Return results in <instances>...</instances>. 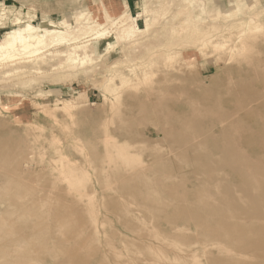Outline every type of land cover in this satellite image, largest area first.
Segmentation results:
<instances>
[{
  "label": "rangeland",
  "instance_id": "1",
  "mask_svg": "<svg viewBox=\"0 0 264 264\" xmlns=\"http://www.w3.org/2000/svg\"><path fill=\"white\" fill-rule=\"evenodd\" d=\"M124 1L0 0L90 43L0 61V264H264V0Z\"/></svg>",
  "mask_w": 264,
  "mask_h": 264
},
{
  "label": "bare ground",
  "instance_id": "2",
  "mask_svg": "<svg viewBox=\"0 0 264 264\" xmlns=\"http://www.w3.org/2000/svg\"><path fill=\"white\" fill-rule=\"evenodd\" d=\"M11 5V4H10ZM125 9L123 11L116 10L114 16L112 14H108L105 10L102 14H96L93 20L94 23H98L100 26V22L102 19L108 21L109 31L106 32V29H97L92 35L93 38L101 37L105 33H111V37L116 38L117 40H122L125 37L130 36L133 33L139 32L141 30H145L149 22L145 18L144 26L139 27L136 23V17L142 15V12H139L137 16L131 15L127 9L125 4ZM263 8V7H262ZM16 11V12H15ZM20 8L17 10L9 9L4 6L2 2H0V24L3 21L9 19L10 15H13L12 25L13 27L6 30L0 39V61L1 60H15L18 59L21 55L27 56H36L33 60H39L41 62H45L43 55H40L45 50L54 48L53 51L48 52L53 56L63 57L62 63L60 65L77 67L78 65H83L87 60V51L90 48V43H87V40H84L88 35L86 31L87 19L82 18V13L75 15L74 18L68 20L66 18L60 19L57 22H54L51 19H42L40 24H35L32 20L35 17L34 13H30L29 11H23ZM249 15V14H248ZM81 20V21H80ZM242 21L247 23H252V28L260 27V24L255 23V18L252 16L246 17ZM65 45L67 49L62 51H55L58 49L56 47ZM107 45L111 46L108 42ZM93 46V45H92ZM64 47V46H63ZM93 48V47H92ZM61 49V48H60ZM65 49V48H62ZM47 52V51H46ZM83 55L81 56V54ZM52 59V58H51ZM260 59V58H259ZM78 64V65H75ZM36 65V64H35ZM70 67V68H71ZM21 68V67H20ZM22 69V68H21ZM250 73V72H249ZM232 123V122H231ZM231 126V125H230ZM236 126V125H235ZM236 128V127H235ZM240 128V127H239ZM250 142V141H249ZM217 151V150H216ZM222 152V151H221ZM244 153V152H243ZM248 153V152H247ZM226 154V153H225ZM261 154V153H260ZM249 155V154H248ZM226 156V155H225ZM259 156V155H258ZM262 156V155H261ZM214 157V156H213ZM230 157V155H229ZM228 157V158H229ZM263 157V156H262ZM261 157V158H262ZM225 158V157H224ZM231 159V158H230ZM228 159V161L230 160ZM253 159V158H252ZM255 160V159H254ZM225 161V160H223ZM227 161V160H226ZM260 161V159H259ZM219 162V161H218ZM209 163V162H208ZM231 162L229 161V164ZM233 163V162H232ZM220 164V163H218ZM238 164V162H237ZM210 165V163H209ZM232 165V164H231ZM229 166V165H228ZM209 167V166H208ZM212 168V167H210ZM222 168V167H221ZM233 168V167H232ZM235 169V168H234ZM220 170V168H219ZM238 170V169H237ZM246 170V169H245ZM250 170V169H249ZM248 170V171H249ZM226 171V170H225ZM232 171V170H231ZM240 171V170H239ZM221 172V171H220ZM231 173V172H230ZM248 173V172H247ZM247 173L245 172L244 175ZM209 174V173H208ZM236 174V173H235ZM243 174V173H242ZM205 175V174H204ZM207 175V174H206ZM240 175V174H239ZM243 175V176H244ZM228 176V175H227ZM209 177V176H208ZM249 177V176H248ZM247 177V179H249ZM211 178V177H210ZM234 178V177H233ZM209 179V178H208ZM214 179V178H213ZM242 179V178H241ZM244 179V178H243ZM246 179V178H245ZM253 179V177H252ZM212 180V178H211ZM255 180V177L253 181ZM207 181V180H206ZM256 181V180H255ZM219 182V181H218ZM228 182H230L228 180ZM241 182V181H240ZM257 182V181H256ZM254 182V183H256ZM259 182V181H258ZM257 182V183H258ZM233 183V182H232ZM251 183V182H250ZM213 184V183H212ZM219 184V183H218ZM241 184V183H240ZM242 185V184H241ZM239 185V186H241ZM244 185V184H243ZM248 185V183H247ZM216 186V185H215ZM232 186V185H231ZM238 186V188H239ZM257 186V185H256ZM259 186V184H258ZM244 187V186H243ZM246 187V186H245ZM219 188V187H218ZM216 189V188H215ZM247 189V188H246ZM218 190V189H216ZM220 190V189H219ZM250 190V189H249ZM231 194V193H230ZM242 194V193H241ZM262 195V194H261ZM231 196V195H230ZM256 196V195H255ZM254 196V197H255ZM249 198V197H248ZM253 198V197H252ZM255 199V198H253ZM223 200V198H222ZM225 201V200H224ZM247 201V199H246ZM253 201V200H252ZM226 202V201H225ZM257 202V201H256ZM260 202V201H259ZM263 203V202H262ZM200 204V203H199ZM227 204V203H226ZM260 204V203H258ZM255 205V204H254ZM257 205V204H256ZM228 206V205H227ZM264 206V205H263ZM233 208V207H232ZM239 209V208H238ZM263 209V208H262ZM218 210V209H217ZM225 210V209H224ZM237 210V209H236ZM221 212V211H220ZM252 212V211H251ZM228 213V212H227ZM231 213V212H230ZM207 215V214H206ZM242 216V215H241ZM244 216V215H243ZM234 217V216H233ZM262 217V215H261ZM264 217V216H263ZM202 218V217H201ZM231 218V217H230ZM247 221V220H246ZM217 224V223H215ZM218 225V224H217ZM220 225V224H219ZM238 225V224H237ZM247 225V224H246ZM201 226V225H200ZM224 226V225H223ZM234 226V225H233ZM232 226V227H233ZM217 228V227H216ZM229 228V227H228ZM203 229V228H202ZM244 229V228H243ZM258 229V228H257ZM256 229V230H257ZM253 230V229H252ZM252 230H250L252 232ZM228 231V230H227ZM240 231V230H239ZM260 231V230H259ZM258 231V233H259ZM204 232V231H203ZM223 233V232H222ZM230 233V232H229ZM206 234V233H205ZM238 234V233H237ZM256 234V232H255ZM208 235V234H207ZM206 235V236H207ZM247 235V234H246ZM259 235V234H258ZM203 236V235H202ZM209 236V235H208ZM205 237V236H204ZM232 237V236H231ZM253 237V236H252ZM235 237H233L234 239ZM237 238V237H236ZM235 238V239H236ZM246 238V237H245ZM249 238V237H248ZM260 239V238H259ZM231 240V239H230ZM235 241V240H234ZM238 243V240H236ZM259 241V240H257ZM228 242V241H227ZM251 242V241H250ZM249 242V244H250ZM240 243V242H239ZM238 243V244H239ZM243 243V242H242ZM255 243V242H254ZM260 243V242H259ZM237 244V245H238ZM252 244V243H251ZM264 244V242H262ZM262 246V245H261ZM260 247V246H259ZM258 247V248H259Z\"/></svg>",
  "mask_w": 264,
  "mask_h": 264
},
{
  "label": "crops",
  "instance_id": "3",
  "mask_svg": "<svg viewBox=\"0 0 264 264\" xmlns=\"http://www.w3.org/2000/svg\"><path fill=\"white\" fill-rule=\"evenodd\" d=\"M124 2L126 4V6H127L128 11L131 12L132 9L135 8V4H136L137 1L136 0H125Z\"/></svg>",
  "mask_w": 264,
  "mask_h": 264
}]
</instances>
